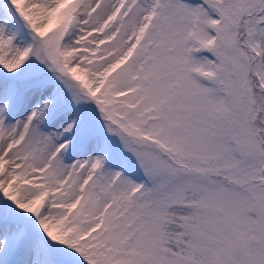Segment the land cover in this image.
Listing matches in <instances>:
<instances>
[{
  "label": "snow or ice",
  "instance_id": "6c2138e0",
  "mask_svg": "<svg viewBox=\"0 0 264 264\" xmlns=\"http://www.w3.org/2000/svg\"><path fill=\"white\" fill-rule=\"evenodd\" d=\"M0 264H264V0H0Z\"/></svg>",
  "mask_w": 264,
  "mask_h": 264
}]
</instances>
